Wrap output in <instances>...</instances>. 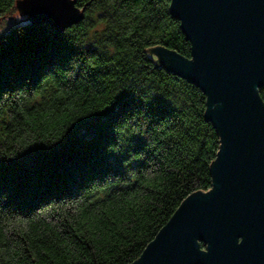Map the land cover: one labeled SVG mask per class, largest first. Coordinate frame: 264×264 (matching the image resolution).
<instances>
[{"label": "trees", "instance_id": "16d2710c", "mask_svg": "<svg viewBox=\"0 0 264 264\" xmlns=\"http://www.w3.org/2000/svg\"><path fill=\"white\" fill-rule=\"evenodd\" d=\"M27 1L0 0V264H131L213 188L207 95L143 50L191 43L172 0H76L66 28Z\"/></svg>", "mask_w": 264, "mask_h": 264}, {"label": "water", "instance_id": "95a60500", "mask_svg": "<svg viewBox=\"0 0 264 264\" xmlns=\"http://www.w3.org/2000/svg\"><path fill=\"white\" fill-rule=\"evenodd\" d=\"M27 3L54 28L83 17L76 0ZM169 8L192 57L143 50L157 54L154 67L201 87L221 144L210 164L213 188L184 199L131 264H264V0H172Z\"/></svg>", "mask_w": 264, "mask_h": 264}, {"label": "rangeland", "instance_id": "374dc122", "mask_svg": "<svg viewBox=\"0 0 264 264\" xmlns=\"http://www.w3.org/2000/svg\"><path fill=\"white\" fill-rule=\"evenodd\" d=\"M150 48H153V47H150ZM148 53H149V55L154 59V60H156L157 59V54L155 53H151V52H149L148 51Z\"/></svg>", "mask_w": 264, "mask_h": 264}]
</instances>
